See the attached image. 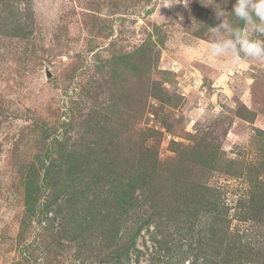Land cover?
<instances>
[{"label": "rangeland", "instance_id": "1", "mask_svg": "<svg viewBox=\"0 0 264 264\" xmlns=\"http://www.w3.org/2000/svg\"><path fill=\"white\" fill-rule=\"evenodd\" d=\"M235 3L0 0V264H264V60L208 54Z\"/></svg>", "mask_w": 264, "mask_h": 264}, {"label": "clouds", "instance_id": "2", "mask_svg": "<svg viewBox=\"0 0 264 264\" xmlns=\"http://www.w3.org/2000/svg\"><path fill=\"white\" fill-rule=\"evenodd\" d=\"M231 12L243 22V27L227 22L225 10H216L220 22L211 27L208 54L233 63L242 58L264 60V39H260L264 37V0H236Z\"/></svg>", "mask_w": 264, "mask_h": 264}, {"label": "trees", "instance_id": "3", "mask_svg": "<svg viewBox=\"0 0 264 264\" xmlns=\"http://www.w3.org/2000/svg\"><path fill=\"white\" fill-rule=\"evenodd\" d=\"M133 187H134V185H126V186H124V190L126 191L125 192V198H123V199H121L122 201H123V206L127 203V207H132V206H134V204L136 203H134V200H133V198H134V196H133V194L131 193V190L133 189ZM133 191V190H132ZM253 195V198L249 201L250 202V204H254V202H256L258 199H256V195L255 194H252ZM256 199V200H255ZM94 200H95V198L92 200V203H94ZM261 202V200H259L258 201V203L257 204H259ZM95 206H92L91 207V209L90 210H92V208H94ZM126 210V209H125ZM153 212H155L156 213V215L157 216H159V218L161 217H163L162 216V214H161V216H160V212L159 211H157V210H155V211H153ZM250 212V211H249ZM249 212H247V214L249 213ZM110 214H112L111 212H109ZM244 213V211L242 212V214ZM98 218H99V221H102V222H105L104 223V226L105 225H107V223H108V220H109V215H108V212L105 214V213H103V212H101V213H98ZM125 215V213H120L119 214V218L121 219V218H123V216ZM100 217H101V219H100ZM246 217H248V215H246ZM98 218H96V221H97V219ZM252 219H253V221L254 220H257V218H250V220L252 221ZM113 221V225H108V229H110V228H113V230H112V232L116 235L119 231H120V229L119 228H117V227H119V226H117V227H115V224L116 223H120L121 224V221H119L117 218H114V220H112ZM144 223H149V220L148 219H146V220H144ZM162 223V222H161ZM220 223L221 222H219V221H217V220H214V221H211V223L209 224V226H208V230H210L211 231V234H213V233H217L218 232V229H219V226H220ZM156 227H158V228H156L157 230H156V233L158 234V233H160V227H161V224H160V222H156ZM163 226V225H162ZM192 224H189V223H186V225H185V227H183V228H180L179 230H177V235L179 234V236H182V233L185 231V232H187V231H190V232H193V230H192ZM167 229H169V227H167L166 228V230ZM163 230L164 229H162V232H163ZM161 232V233H162ZM113 233L112 234H109L111 237H114V235H113ZM156 233H154V234H156ZM175 234V232H173V234H171V236H173ZM173 237H175V236H173ZM134 238H136V235H134L133 237H132V239H134ZM155 241H156V244H162L159 240H157L156 238H153ZM244 243V242H243ZM242 242L240 243V242H231L230 244H229V246H228V253H231V252H233V250H235V251H238L239 253H238V256H239V259L238 260H236V261H238V263H242L243 261H247V260H245L246 259V257L247 256H249L250 258H252V256L250 255V250H253L252 249V247H251V245L250 244H246V243H244L243 244ZM167 245V244H166ZM199 245H202V243L201 244H199ZM224 244H222V243H219V242H216L215 243V249H218V248H221L222 246H223ZM206 246H207V248H209V249H212L213 250V248H214V246H213V244H206ZM233 249V250H232ZM128 253H129V251H125L124 249H116V250H113L112 252H111V254H110V259H111V261H115L117 264H122L123 262H122V260H124L125 258H126V260L129 262V258H128ZM228 253H227V255H228ZM186 255H188V253L187 252H182V256H184V257H186ZM226 255V256H227ZM247 255V256H246ZM165 257H169V259L171 258V254H169V255H167V256H165ZM123 258V259H122ZM214 258V257H213ZM253 260V259H252ZM170 261V260H169ZM221 261V260H220ZM220 261H217V260H212L211 259V256L210 257H206L205 258V261H204V263L206 262L207 264H221V263H219ZM234 260H232L231 262H233ZM223 262V261H222ZM166 264H173V263H171V262H166ZM224 264V263H223Z\"/></svg>", "mask_w": 264, "mask_h": 264}]
</instances>
